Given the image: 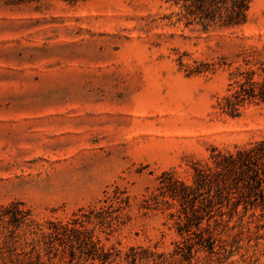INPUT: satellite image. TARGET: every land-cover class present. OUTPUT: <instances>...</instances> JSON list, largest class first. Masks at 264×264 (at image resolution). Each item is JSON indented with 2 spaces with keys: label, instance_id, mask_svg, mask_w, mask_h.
Returning <instances> with one entry per match:
<instances>
[{
  "label": "rangeland",
  "instance_id": "1",
  "mask_svg": "<svg viewBox=\"0 0 264 264\" xmlns=\"http://www.w3.org/2000/svg\"><path fill=\"white\" fill-rule=\"evenodd\" d=\"M176 12L165 0H0V205L22 202L44 227L119 188L125 224L102 243L186 264L166 213L143 214L141 200L210 146L264 139V104L234 119L215 109L238 55L264 47V0L235 29L171 24ZM179 57L203 72L187 76ZM250 214L224 216L221 242L192 264H264V218Z\"/></svg>",
  "mask_w": 264,
  "mask_h": 264
},
{
  "label": "trees",
  "instance_id": "2",
  "mask_svg": "<svg viewBox=\"0 0 264 264\" xmlns=\"http://www.w3.org/2000/svg\"><path fill=\"white\" fill-rule=\"evenodd\" d=\"M177 8L166 19L171 24L235 29L246 25L252 0H165ZM238 57L240 64L228 74L215 109L228 118H238L251 106L264 104V47L250 46ZM178 65L187 76L198 75L196 62ZM206 71L212 72L214 65ZM185 176L171 169L162 172L156 185L143 196L140 209L166 213L180 241L172 256L192 264L201 252H214L221 242L218 228L224 216L241 220L259 211L264 218V139L231 149L210 146L205 158L187 162ZM99 208L79 209L65 222L41 227L30 219L22 202L0 205V264H163L162 254L131 247L123 255L106 247L100 235L110 236L125 224L129 208L125 191L105 193ZM227 221V222H228ZM212 224V225H210ZM174 264V261H172Z\"/></svg>",
  "mask_w": 264,
  "mask_h": 264
}]
</instances>
